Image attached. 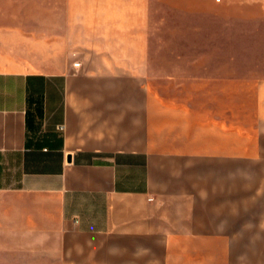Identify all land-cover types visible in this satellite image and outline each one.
Returning a JSON list of instances; mask_svg holds the SVG:
<instances>
[{
	"label": "crops",
	"instance_id": "obj_1",
	"mask_svg": "<svg viewBox=\"0 0 264 264\" xmlns=\"http://www.w3.org/2000/svg\"><path fill=\"white\" fill-rule=\"evenodd\" d=\"M1 5L0 264H264V0Z\"/></svg>",
	"mask_w": 264,
	"mask_h": 264
},
{
	"label": "rangeland",
	"instance_id": "obj_2",
	"mask_svg": "<svg viewBox=\"0 0 264 264\" xmlns=\"http://www.w3.org/2000/svg\"><path fill=\"white\" fill-rule=\"evenodd\" d=\"M16 1V0H8ZM30 17L29 7L0 6V64L4 58L14 51L11 34L15 29L23 25L25 18ZM264 253V248H261Z\"/></svg>",
	"mask_w": 264,
	"mask_h": 264
},
{
	"label": "built area",
	"instance_id": "obj_3",
	"mask_svg": "<svg viewBox=\"0 0 264 264\" xmlns=\"http://www.w3.org/2000/svg\"><path fill=\"white\" fill-rule=\"evenodd\" d=\"M75 65H76V66H79V65H80V63L78 62V63H76Z\"/></svg>",
	"mask_w": 264,
	"mask_h": 264
}]
</instances>
